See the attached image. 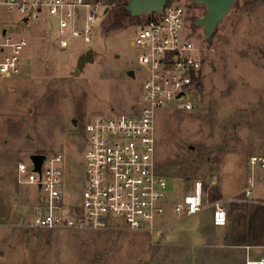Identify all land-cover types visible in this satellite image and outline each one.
I'll list each match as a JSON object with an SVG mask.
<instances>
[{
	"label": "rangeland",
	"instance_id": "1",
	"mask_svg": "<svg viewBox=\"0 0 264 264\" xmlns=\"http://www.w3.org/2000/svg\"><path fill=\"white\" fill-rule=\"evenodd\" d=\"M175 2L187 8V28L202 49L204 66L192 111L157 112L156 159L172 199L187 195L196 181L205 184V207L195 215L204 223L212 203L227 202L245 188L249 158L264 156V0H236L211 40L204 28L195 27L206 8L193 0ZM116 7L98 25L90 46L73 40L69 49L58 50L39 24L15 32L29 38L23 57L30 63L19 76L0 79V264H152L155 248L148 233L126 228L32 230L23 225L39 194L36 187L20 183L18 164L28 163L31 155L63 152L66 205L79 203L86 182L85 124L139 106L146 70L131 42L146 17L125 16L121 27L106 32ZM1 19L17 22L3 7ZM88 47L95 62L73 76ZM211 176L218 178L214 187ZM261 190L256 188L255 196ZM233 206L228 201L229 219ZM164 218L177 219L171 208ZM187 222L172 226L186 227ZM259 226L264 228L261 220Z\"/></svg>",
	"mask_w": 264,
	"mask_h": 264
},
{
	"label": "built area",
	"instance_id": "2",
	"mask_svg": "<svg viewBox=\"0 0 264 264\" xmlns=\"http://www.w3.org/2000/svg\"><path fill=\"white\" fill-rule=\"evenodd\" d=\"M0 7L20 20L17 30L46 24L47 39L58 50H67L73 40L92 45L98 25L115 6L106 0H0ZM194 40L187 28V8L177 2L167 3L159 15L146 17L131 42L138 63L146 70L138 108L85 124L86 182L79 203L66 205L68 181L63 152L46 154L39 172L30 157L28 163L18 164L20 183L36 187L39 194L30 218L23 223L25 228H126L152 235L170 208L177 219L204 210L205 184L196 181L187 195L172 199L156 159L157 112L194 109L204 66L202 49ZM29 46L28 37H16L15 32L0 26V79L22 74L23 66L30 63L23 57ZM210 184H218L217 176H211ZM259 185H264V156L253 155L248 160L243 203L264 206V202L251 199ZM228 201L211 204L213 224L218 229L228 225ZM246 264H264V257L248 259Z\"/></svg>",
	"mask_w": 264,
	"mask_h": 264
},
{
	"label": "crops",
	"instance_id": "3",
	"mask_svg": "<svg viewBox=\"0 0 264 264\" xmlns=\"http://www.w3.org/2000/svg\"><path fill=\"white\" fill-rule=\"evenodd\" d=\"M19 24L18 18L16 23L10 24L2 19L0 22V26L12 30L13 33L17 30L15 26ZM27 27L30 28V26L19 27V30ZM38 29L48 34L46 24H40ZM260 186H262L260 195L255 196V189L251 199L264 202L262 199L264 185L258 187ZM244 189L233 194L229 199L234 206L230 219L228 216V225L223 230L214 226L213 213L204 223L197 221L196 216L176 219L172 222L163 217L158 223L156 232L150 235L151 244L155 248L152 264H246L248 259L263 258L264 228L260 229L259 224V227L256 226L253 214L258 210L257 217L263 225L264 206L243 203ZM186 219L189 221L188 226H172L173 223Z\"/></svg>",
	"mask_w": 264,
	"mask_h": 264
},
{
	"label": "water",
	"instance_id": "4",
	"mask_svg": "<svg viewBox=\"0 0 264 264\" xmlns=\"http://www.w3.org/2000/svg\"><path fill=\"white\" fill-rule=\"evenodd\" d=\"M168 0H129L126 11L131 17L140 18L148 17L152 14H161ZM194 3L202 4L207 12L205 16L195 21V27H202L205 30L206 39L211 40L219 24L225 19L230 12L236 0H193ZM95 62V52L93 49L87 50L80 56L76 69L72 72L73 76L81 74L87 63ZM129 76L134 78L135 73L129 72ZM30 159L35 165L37 172L41 170V166L45 160V155H31Z\"/></svg>",
	"mask_w": 264,
	"mask_h": 264
},
{
	"label": "trees",
	"instance_id": "5",
	"mask_svg": "<svg viewBox=\"0 0 264 264\" xmlns=\"http://www.w3.org/2000/svg\"><path fill=\"white\" fill-rule=\"evenodd\" d=\"M106 1L109 2L111 5H114L115 7L117 6L115 8V10H114V13H113V19H112V22H111V26L104 28L106 30V32H109L112 29H117V28L121 27L122 22H123V18L125 16H130V14L126 11V7L128 6L129 0H118L119 1L118 5H115V3H112L109 0H106ZM175 1L176 0H168L167 3L170 4V3L175 2ZM113 8L109 11V13L107 14L105 20L108 19V16L113 12ZM200 88H201V82L199 84V89ZM257 212H258V210H256L254 212L253 217H254V221L256 223V226L259 227L258 224H259L260 219L257 217Z\"/></svg>",
	"mask_w": 264,
	"mask_h": 264
}]
</instances>
